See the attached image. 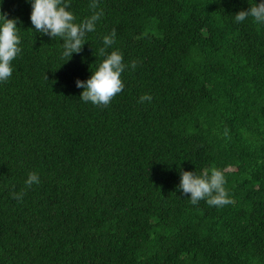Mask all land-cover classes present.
<instances>
[{
	"label": "trees",
	"instance_id": "1",
	"mask_svg": "<svg viewBox=\"0 0 264 264\" xmlns=\"http://www.w3.org/2000/svg\"><path fill=\"white\" fill-rule=\"evenodd\" d=\"M249 2L100 0L66 62L28 0H0L22 47L0 83V264H264V26L233 22ZM88 5L72 0L77 22ZM113 29L107 51L137 67L107 107L85 103L76 80ZM212 168L233 203L192 205L180 172Z\"/></svg>",
	"mask_w": 264,
	"mask_h": 264
},
{
	"label": "clouds",
	"instance_id": "2",
	"mask_svg": "<svg viewBox=\"0 0 264 264\" xmlns=\"http://www.w3.org/2000/svg\"><path fill=\"white\" fill-rule=\"evenodd\" d=\"M31 5L30 21L32 29L50 38H60L61 59L66 62L74 53H80L88 42L89 33L96 31L98 22L104 16V10L100 7V0H89L91 14L77 22L72 11V0H28ZM250 3V2H249ZM251 20L260 26H264V0H255L247 9L235 13L234 23H242ZM116 30L102 37V47L99 55L103 57L98 66L92 71L87 80H76V87L83 89L80 99L85 103L95 106L107 107L113 97L122 92L125 85L122 73L128 68L135 69L136 61L130 64L124 60V55L118 49L107 51L116 42ZM22 52L20 27L17 18H9L6 13L0 12V83L7 81L13 73L14 61ZM149 94L139 97V102L151 101ZM40 183L37 172H30L25 180L27 187ZM226 177L221 169L184 171L180 172L178 189L188 195L189 202L197 205L201 200L210 207L222 208L232 204L233 200L226 190ZM16 200L23 199V191L13 192Z\"/></svg>",
	"mask_w": 264,
	"mask_h": 264
}]
</instances>
